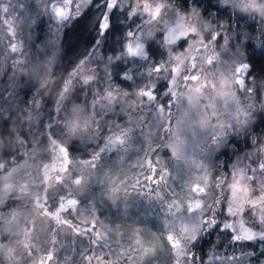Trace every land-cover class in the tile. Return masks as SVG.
<instances>
[{
	"label": "clouds",
	"instance_id": "obj_1",
	"mask_svg": "<svg viewBox=\"0 0 264 264\" xmlns=\"http://www.w3.org/2000/svg\"><path fill=\"white\" fill-rule=\"evenodd\" d=\"M97 7L31 0L16 21L0 2V82L20 85L22 106L0 118V264H207L225 248L264 264V219L251 238L225 227L253 148L242 130L264 128V0L236 17L247 36L229 0L215 21L134 0L117 25L108 0L91 30ZM249 167V200L264 199V157Z\"/></svg>",
	"mask_w": 264,
	"mask_h": 264
},
{
	"label": "rangeland",
	"instance_id": "obj_2",
	"mask_svg": "<svg viewBox=\"0 0 264 264\" xmlns=\"http://www.w3.org/2000/svg\"><path fill=\"white\" fill-rule=\"evenodd\" d=\"M191 1L196 0H188ZM0 2L8 3L10 12L9 17L14 18L16 21L21 20L22 18L27 19L30 16L28 5L31 3V0H0ZM108 0H104V3L107 4ZM164 3L172 4L173 7H178L170 2V0H162ZM134 0H118V7L121 10H127L132 6ZM221 3V0H210V4L217 6ZM248 3V0H229V8L231 9L233 15H243L242 8ZM193 5V6H192ZM192 8H195L197 11L201 9L209 11L208 8H211L209 3H206L205 6L193 2L191 4ZM121 10H119L121 12ZM173 13H169V16H172ZM210 16V14H209ZM215 21L216 16L211 17ZM233 23H236L233 21ZM246 27H241L238 29L241 32L242 29ZM245 36L248 35V32H242ZM162 43V41H161ZM131 63V61H130ZM135 71V69H133ZM19 84H8L5 85L0 82V118L5 114V108L7 104L14 98L17 90L19 89ZM252 109L249 108L248 111ZM248 129H251L250 124L243 128L242 134ZM254 132L252 137H257V141H253V148L249 151L243 153L236 161L234 165V170L232 175L236 177L235 182L232 184V198L229 207V213L231 220L225 227L230 228L237 232L241 238H249L254 234L253 226L259 225L260 219H264V199H254L249 200L251 192L249 190L248 183L245 182V177L250 175V162L253 160H258L264 157V132H261L260 135ZM258 184H264V172L257 171L254 174ZM246 206L254 207L257 211V218L253 219L245 215ZM136 235L139 237L141 232L138 231ZM171 239V237H170ZM159 244L154 239L151 241L150 246H145V252L150 253L154 248H158ZM178 254H180L178 252ZM207 264H251L250 257L245 253V251L240 249H234L229 253V250L225 248L223 251L212 249L209 251V259Z\"/></svg>",
	"mask_w": 264,
	"mask_h": 264
},
{
	"label": "trees",
	"instance_id": "obj_3",
	"mask_svg": "<svg viewBox=\"0 0 264 264\" xmlns=\"http://www.w3.org/2000/svg\"><path fill=\"white\" fill-rule=\"evenodd\" d=\"M171 3L178 5L179 6V0H170ZM193 2H196L198 4H201L202 6H205L206 3H209V5L211 6V8H208V13L210 14V17L212 16H216V13L212 11V9L215 7V5L210 4V0H196V1H191L190 4H192ZM94 3L96 5H98V7L96 8L95 11H92L91 9L89 10L92 16L91 21L89 22V28L91 30H94L99 22V18L102 17L104 15V13L107 11V4L104 3V0H94ZM108 3V2H107ZM185 5L189 4L188 0H184ZM193 6V5H192ZM191 6V7H192ZM231 10V9H230ZM127 12V10H121V12L119 10H113L109 15H110V20L114 25L119 24L122 21H126L127 17L125 15V13ZM223 21L226 23L228 20V17L224 14L221 13L220 14ZM239 15H233V21H235L236 23H241L243 26L242 27H246L244 29L241 30L242 32H245V30L248 32V28H247V21H237L236 17ZM232 21V22H233ZM111 31V30H110ZM117 32L120 31L119 28L116 29ZM259 31V29H258ZM103 39V38H102ZM121 39V37L119 35L116 36V41H119ZM258 44L264 43V37H261L260 40L256 41ZM20 112L22 111V106L19 104V96H18V90L14 96V98L7 104L6 108H5V114L3 116H1V118H3L4 116H6L9 112ZM20 122V117L18 116L17 119L14 121V126L16 124H19ZM261 132H264V128H261L259 132H257L255 135L259 134ZM244 133H251L252 135H254L251 131V129H248L246 132ZM250 135V134H249ZM0 139H2V137H0ZM257 137H253V141H257ZM4 143H7V141H4ZM220 238L218 237V240ZM212 249H210L209 251H211ZM217 250V249H216ZM262 251H264V248L261 249Z\"/></svg>",
	"mask_w": 264,
	"mask_h": 264
},
{
	"label": "snow or ice",
	"instance_id": "obj_4",
	"mask_svg": "<svg viewBox=\"0 0 264 264\" xmlns=\"http://www.w3.org/2000/svg\"><path fill=\"white\" fill-rule=\"evenodd\" d=\"M104 27H107V24H105ZM129 51L135 52L136 49H133L131 46H129ZM227 227H230V225ZM249 238H251V237L249 236Z\"/></svg>",
	"mask_w": 264,
	"mask_h": 264
}]
</instances>
